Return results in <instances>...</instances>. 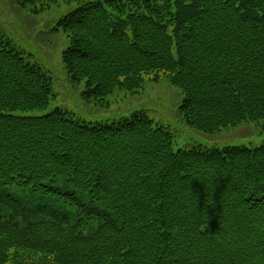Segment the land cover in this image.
Returning <instances> with one entry per match:
<instances>
[{"label":"trees","instance_id":"16d2710c","mask_svg":"<svg viewBox=\"0 0 264 264\" xmlns=\"http://www.w3.org/2000/svg\"><path fill=\"white\" fill-rule=\"evenodd\" d=\"M62 1L78 5L57 27L86 99L166 78L191 127L264 125V0ZM53 98L49 72L0 35V264H264V144L175 151L142 110L39 114Z\"/></svg>","mask_w":264,"mask_h":264},{"label":"rangeland","instance_id":"374dc122","mask_svg":"<svg viewBox=\"0 0 264 264\" xmlns=\"http://www.w3.org/2000/svg\"><path fill=\"white\" fill-rule=\"evenodd\" d=\"M77 7V2L66 4L59 0L50 9L34 14L30 10L32 7L22 8L12 0H0V35L11 40L31 62L44 67L51 77L54 98L39 114L61 109L80 121L102 123L118 121L142 110L174 135L175 151L190 150L199 145L256 148L264 144L262 122H244L213 133L189 126L179 111L183 99L181 90L166 78L158 83L146 79L142 89L135 93L117 90L104 104L86 99L85 81L72 82L63 64L62 54L69 46V40L57 27L60 17Z\"/></svg>","mask_w":264,"mask_h":264}]
</instances>
